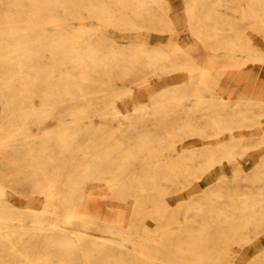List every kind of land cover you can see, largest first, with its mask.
Here are the masks:
<instances>
[{
  "label": "bare ground",
  "instance_id": "6f19581e",
  "mask_svg": "<svg viewBox=\"0 0 264 264\" xmlns=\"http://www.w3.org/2000/svg\"><path fill=\"white\" fill-rule=\"evenodd\" d=\"M183 1L192 43L177 45L159 34L163 0H0V264H239L234 244L264 228V160L223 171L264 143V0ZM87 19L141 44H109ZM198 68L213 89L171 87ZM155 77L159 100H124ZM190 136L220 145L180 152ZM206 170L218 188L168 210Z\"/></svg>",
  "mask_w": 264,
  "mask_h": 264
},
{
  "label": "rangeland",
  "instance_id": "374dc122",
  "mask_svg": "<svg viewBox=\"0 0 264 264\" xmlns=\"http://www.w3.org/2000/svg\"><path fill=\"white\" fill-rule=\"evenodd\" d=\"M164 3L168 6V11L166 12V15L170 18L172 21L171 26H167L168 30L165 31L166 27H163L164 30L162 32H159V34L168 36L170 38H175L176 40L174 43L177 45H184L187 43H192V32L189 30V26L187 24V16H186V5L183 0H163ZM87 26L86 30L89 33H93L95 36H101L104 39L108 40L109 44H115L120 45L123 47H133V46H140V42L136 41V38L134 37H127L128 32L127 31H120L117 30L111 26L105 25L102 22L96 20V19H87L86 20ZM162 29V28H161ZM157 33V32H155ZM258 42L261 43L262 40L257 36ZM146 40V39H145ZM154 40H146L147 47L150 49H156L157 45L155 42H152ZM114 45V46H115ZM204 53V57H207L208 59L211 58V53L208 52ZM201 66V65H199ZM191 71L204 72L205 75H191L187 77H182L179 80L172 81L171 87H179V86H185L188 87L189 84H195L199 85L201 84V88L207 89H213L214 87V81L216 75L213 72L209 71H203L200 68L194 69ZM182 72V71H181ZM176 73H179L178 71L172 72L170 75L174 76ZM150 81V82H149ZM153 85L156 83L158 86L155 88L156 90H151L148 92H145V87H148L149 84ZM164 84L160 82L158 78H151L150 80L146 82H143L141 84H135L131 86V90L128 92V94L125 95V99H128L131 96L136 97V109L143 107L145 105H152L156 100H159L160 94L164 90ZM244 91V88L242 87V92ZM242 98H240L241 103H246L250 101V95L249 94H242ZM261 128L264 130V117L261 118ZM255 130H245L241 134H244L246 138H249L250 135H254L256 141L258 139V135ZM235 137L239 136L240 134H233ZM227 139L230 138V135H227ZM212 138H203L199 136H190V137H184L177 143L178 149L180 152H190L193 150H198L202 148H208L213 149L217 148L220 145V140L217 139L211 140ZM264 160V143L262 145H259L253 149H249L244 154L240 153L237 155V158L232 163L225 164V171L224 177L228 180L234 178L233 174V165H237L239 171L242 172L243 176L250 177L257 174L256 169L259 167L260 163ZM198 178L195 179L196 184L192 186V188L188 187H178L176 190L171 192L168 197L167 207L168 210H173L178 206H186L190 199L194 198H203L206 194L210 193V191L217 189L219 186L220 178L217 179L218 175H215L213 173H210V171H202L198 173ZM230 178V179H229ZM259 182L256 185L258 187L257 190H262L264 192V177L261 175L259 176ZM251 187V186H249ZM248 187V188H249ZM219 206H223L225 203L223 200H220L218 202ZM250 235L252 236L253 240L239 244H234L232 247L233 253L237 255L240 259L239 264H251L255 262V259L257 258V255L260 253L259 249H264V228H262L259 232H251ZM255 246H259L256 248Z\"/></svg>",
  "mask_w": 264,
  "mask_h": 264
}]
</instances>
